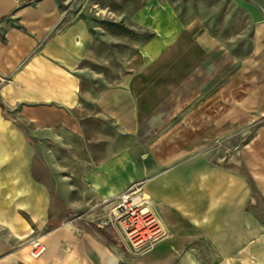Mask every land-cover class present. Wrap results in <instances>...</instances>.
<instances>
[{
	"label": "crops",
	"instance_id": "1",
	"mask_svg": "<svg viewBox=\"0 0 264 264\" xmlns=\"http://www.w3.org/2000/svg\"><path fill=\"white\" fill-rule=\"evenodd\" d=\"M136 22L157 33L143 58L164 53L183 31L176 15L160 6L143 8ZM91 40L83 22L65 23L57 0H0V264H210L212 247L222 254L217 263L240 262L263 229L248 209L253 197L244 150L228 166L203 154L165 165L141 159L137 152L149 147L139 144L91 168L81 161L76 174L58 170L65 167L55 154L63 137L78 138L74 113ZM151 66L138 63L132 71ZM114 112L125 134H135L129 117ZM138 182H145L168 231L142 253L132 252L115 228L99 227L111 213L104 201ZM37 238L46 252L32 260L29 243Z\"/></svg>",
	"mask_w": 264,
	"mask_h": 264
},
{
	"label": "rangeland",
	"instance_id": "2",
	"mask_svg": "<svg viewBox=\"0 0 264 264\" xmlns=\"http://www.w3.org/2000/svg\"><path fill=\"white\" fill-rule=\"evenodd\" d=\"M57 1L65 23L83 22L92 39L74 113L78 138L63 137L55 154L65 167L58 170L76 174L81 161L91 168L139 144L149 147L137 152L141 159L165 165L203 154L228 166L244 150L253 197L248 209L263 229L242 260L229 264H264V0ZM148 6L172 11L183 31L164 53L143 58L140 52L157 36L136 22ZM138 63L152 66L132 71ZM116 90L124 92L108 96ZM115 109L129 117L135 134H125ZM211 253L210 264H220L219 249Z\"/></svg>",
	"mask_w": 264,
	"mask_h": 264
},
{
	"label": "built area",
	"instance_id": "3",
	"mask_svg": "<svg viewBox=\"0 0 264 264\" xmlns=\"http://www.w3.org/2000/svg\"><path fill=\"white\" fill-rule=\"evenodd\" d=\"M144 184L135 183L115 199L104 201L103 204L113 207L110 217L99 225L102 229L115 228L134 253L145 252L168 236L164 223L151 208V199L143 190ZM29 247L32 260L40 259L46 252V246L39 238L32 240Z\"/></svg>",
	"mask_w": 264,
	"mask_h": 264
},
{
	"label": "bare ground",
	"instance_id": "4",
	"mask_svg": "<svg viewBox=\"0 0 264 264\" xmlns=\"http://www.w3.org/2000/svg\"><path fill=\"white\" fill-rule=\"evenodd\" d=\"M30 256V255H29Z\"/></svg>",
	"mask_w": 264,
	"mask_h": 264
}]
</instances>
